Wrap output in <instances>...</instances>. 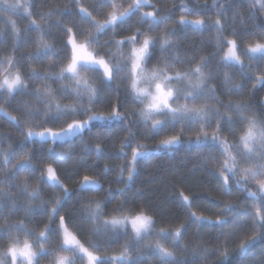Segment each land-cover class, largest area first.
<instances>
[{
  "label": "trees",
  "instance_id": "1",
  "mask_svg": "<svg viewBox=\"0 0 264 264\" xmlns=\"http://www.w3.org/2000/svg\"><path fill=\"white\" fill-rule=\"evenodd\" d=\"M25 2L26 0H20L21 4ZM129 2L130 0H110V4H120L122 7H127ZM254 2L255 0L251 2L250 0H216L213 4V0H150V4L156 7L146 6V8L157 11L161 18L168 16L167 20L150 24V19L146 18L145 23H138L142 13L139 10L127 24L116 29V40L133 35L137 28L157 39L168 35L166 29H175L174 34L169 35L172 41L171 47L161 52L159 44H156L151 50L153 54L147 64L149 69L157 64L163 66V58L167 57L172 62V67L168 69L169 73L187 72L200 62L201 57L207 58V66L202 69L207 77L205 91L214 89L216 98L202 99L198 104L204 102L213 108H218L221 114L234 121L230 126L234 132H230L227 125L222 130V135L230 144L238 143L242 122L234 109L229 110L223 105L229 102L233 105L237 102L247 104L249 109L245 114L255 115L264 121V85L256 83L257 78L264 77V59L257 55L250 60L244 53L248 44L264 43V10H261L259 5L252 7ZM27 3L31 5L29 9L32 13L31 19L41 25L45 33L44 40L54 47L52 51L40 50L37 55V41L41 34L34 30V26L29 27V18L23 8L17 11L4 10V6L0 4V59L15 55L20 61L19 68L28 86L27 92H18L10 100L4 94V98L0 99V106L22 124L26 119V109L23 107L25 103L43 111V106L30 93L37 88H44L45 85L53 89L55 100L61 105L79 103L74 97L68 98L70 92L59 91L61 87L71 88L66 85L65 79L36 80L31 78L28 69L35 68L45 74L51 68L53 72L58 73L60 67L67 63L65 56L68 50L64 48L67 35L64 26L73 27L77 32L81 27H90L80 18V6L87 8L96 19L101 21L105 19V14L112 10L108 5H100L98 0H27ZM182 5L189 11H182ZM50 11L62 15L41 19V14ZM181 15L187 20L203 19L206 26L198 28L193 24L181 25L179 23ZM10 19L16 22V27L20 30L19 38L12 31ZM217 19H220L223 25V31L220 33L213 26ZM218 36L222 39H235L238 42V52L244 60L243 67L240 64L222 63L227 46L223 45V50L217 48ZM112 39V32L107 31L100 35L99 46L94 45L93 48L101 54L108 48L115 52V44L106 45V42ZM29 54H31L30 59ZM225 73L230 77L227 84ZM87 77L100 89L96 102L91 106L94 111L107 116L112 104L119 98L122 104L120 111L127 116V120H94L73 138L52 142L37 138L25 139L28 128H33L35 132L45 128H66L73 120H85L87 116L76 115L55 119L56 113L53 109L52 118L47 123L43 122L42 117L31 120L24 126L22 133L14 120L0 112V179H8L6 173H16L14 178L9 179V183H0V191L11 194L10 197L0 198V225L22 221L29 230H35L38 234L49 223L47 210L42 206L41 200H30L27 194L12 186L27 180L32 187L39 186L42 189L43 200H50L53 196L62 198L59 215L65 216L69 229L76 232L86 247L89 246L90 241L98 244V248L91 250L101 258L119 256L121 252L126 251L129 257L128 264H163L159 253L153 247L145 246L149 241L154 245L159 239L161 244L174 251L177 260L182 261V264H264V233L251 227L250 214L255 211L253 205L257 202L232 180L229 181L230 193L222 188L219 164L209 155L207 146L189 143L196 140L200 125L189 124L187 121H173L164 131L156 133L151 130L150 121H148L149 127H145L141 120L139 111L143 105L134 101L129 94L125 74L121 73L120 77L110 83H105L96 71H89ZM236 85H242L239 91L234 90ZM172 87L185 90L187 81H173ZM182 98L181 96L179 100ZM217 98L220 103L217 102ZM84 106H89L86 99ZM92 114V112L88 113V115ZM217 119L213 116L211 126H206L209 135L215 130ZM221 123L226 124V121ZM41 124L43 127L38 126ZM182 127L184 128L181 136L183 143L171 149L156 150L161 139L179 134ZM129 129L134 133L135 139L130 137ZM126 140L129 142L125 143ZM122 145H124L123 152ZM138 145H143L138 150L147 151L149 154L137 159L136 172L129 181L125 173L128 172L127 166L131 162L132 151ZM97 146L101 151H97ZM7 152H14L15 156L5 167L3 160ZM26 156L30 158L29 167L25 169L14 167ZM213 156L223 159L219 153H213ZM49 164L56 170L62 188L57 186L53 189L47 180L39 179L41 170ZM122 167L125 170L121 174ZM86 175L95 183H89L81 188L80 184ZM257 178L264 179V177ZM65 189L68 194H65ZM119 189H124L123 195ZM248 190L257 191L254 180L249 181ZM181 193L189 197V202L184 201ZM94 200L103 202L106 218L125 214L113 211L121 201H126L129 208L138 209L143 206L154 216L155 229L150 236L136 240L130 226L125 235L123 230L114 232L110 228L105 229L102 223H98L95 226L99 228V232L93 234L91 231L93 224L84 209ZM13 202L17 208L15 211ZM189 203L191 207L187 206ZM225 203L232 204L248 225L239 230L234 240L228 242L226 260L217 255L216 251L217 249L223 251L225 235L229 232L234 219L231 212L224 211ZM24 206H30L33 211L25 212ZM51 207L52 204H49L48 208ZM190 213L195 215L190 216ZM221 213L227 218L223 228L210 223ZM197 216L209 219L197 221ZM55 223L59 224L58 216L55 218ZM161 228L168 231L181 228L182 246L174 247L171 238L167 235L158 237L156 231ZM15 234L21 240L25 238L23 232ZM0 235L4 236V239H0V248H3L7 244V234ZM253 238L255 243L244 253H240L238 248L240 241ZM30 239L34 245L37 243L34 237ZM48 247H58L55 236L52 237V243Z\"/></svg>",
  "mask_w": 264,
  "mask_h": 264
},
{
  "label": "snow or ice",
  "instance_id": "2",
  "mask_svg": "<svg viewBox=\"0 0 264 264\" xmlns=\"http://www.w3.org/2000/svg\"><path fill=\"white\" fill-rule=\"evenodd\" d=\"M216 0H213L215 4ZM251 2V0H250ZM100 5H108L112 8L111 11L105 14L103 21L96 19L92 12H89L87 8L80 6V18L82 21H86L90 26L89 28H79L78 32L73 30V27L64 26V31L67 35V41L64 48L68 50L65 59L67 63H64L58 73L52 71L49 68L45 74L38 72L35 68H29L31 78L36 80H49L55 78L56 80L63 81L69 79L73 81V85L70 89L61 87L59 91L70 92L68 98L74 97L79 103L77 104H65L61 105L55 100V92L50 86L45 85L44 88H37L33 90L30 95L34 96L36 100L43 106V111L35 109L31 105L25 103L23 105L26 109V119L23 124L15 117H11L9 113L0 106V112L9 119L16 122L17 127L21 129L23 133L24 126L29 121L43 118V122L47 123L52 118L53 109L55 110V119L62 117L86 115L85 120H73L67 124L66 128H61L59 131H54L51 128H45L43 131L35 132L33 128L29 127L25 139H29L33 136H39L45 138L50 136L53 140L59 138L64 139L66 137L74 135L76 132L88 127L90 122L94 120H118L125 121L127 116L123 115L120 111L122 104L117 98V102L112 104L111 111L104 116L96 113L91 107L97 100L100 89L89 80V78L82 74L81 69L84 71H96L99 72L101 79L105 83H110L120 77L123 73L127 77L128 91L132 99L139 102L143 107L139 111V116L144 122L145 127H149L148 121H151L150 128L156 133L164 131L167 126L173 122L187 121L189 124H199V133L195 141H189V143L202 144L207 146L209 155L219 164V176L222 178V188L231 192L229 181L232 180L238 185L241 190L247 192L249 197L257 203H254L253 207L255 211L250 214L253 230H259L264 233V179H257V177H264V121L255 115H246L245 113L249 109V105L237 102L235 105L229 102L223 105L229 110H235L239 120L242 122V130L239 134L238 143L230 144L228 139L222 135L223 128L229 126V131L234 132V129L230 127L234 124V121L230 117H226L219 112L218 108H213L207 103L198 104V101L208 98H216L214 89H208L205 91L206 75L203 72V68L207 66V58L201 57L200 62L195 67L191 68L187 72L176 71L174 74L169 73L168 69L172 67V62L167 57L163 58V66L157 64L153 68L149 69L147 64L152 57V49L156 44H159L160 51L165 52L172 46V41L169 39V35L174 34L175 29H166L168 35L154 38L151 35L141 32L139 28L131 36L124 37L120 40L115 39L116 29L127 24L139 10L144 6H151L155 8V5L150 4V0H133V3L129 4L127 9L115 4H110V0H98ZM0 4L4 6V10L17 11L23 8L25 15L29 18V27L34 26V30L40 32V39L37 41V55L40 50L52 51L53 45L47 43L44 40V29L35 20L31 19V11L29 10L31 5L27 3L21 4L20 0H0ZM259 5L261 10H264V0H255L252 7ZM182 11H189L186 6L182 5ZM54 15H62L59 12L50 11L47 14H41V19L51 17ZM146 18H150L149 22L156 23L157 21L167 20L169 17H159L157 11L140 13L138 23H145ZM12 26V31L19 38L20 30L16 27L14 20H9ZM181 25L193 24L196 27H203L205 21L203 19H195L189 21L184 15L179 18ZM217 32L223 31V25L220 19H217L213 25ZM94 30L91 31V30ZM151 30V28L149 29ZM111 31L113 39L108 43H113L116 46L117 51L113 52L111 48H108L103 54L93 46H99V37L101 34ZM235 35V32H233ZM83 37V39H80ZM227 46V51L224 52L222 57V63L227 65L228 62H235L241 64L240 55L238 54L239 44L235 39H222L217 37V48L223 50V45ZM130 45V50L125 53L124 47ZM245 55H248L249 59L255 58L257 55L261 59H264V43L256 42L255 44H248L244 49ZM31 54H29V59ZM20 61L15 55H10L0 59V66L6 64V68L0 70V99L4 98V94L7 93V97L10 100L18 92H27L28 86L25 84L24 74L19 68ZM230 77L225 73V83L227 84ZM173 81H187V87L185 90L172 87ZM257 84L264 85V77L257 78ZM242 85H236V91H239ZM183 97L184 103H179L180 97ZM87 100L88 107L84 106V100ZM217 102L220 101L217 98ZM92 112V115H88ZM163 115L167 117L166 120L155 119L156 116ZM215 116L217 119L215 130L209 135L206 131V126H211V121ZM221 121H226L221 123ZM43 127V125H38ZM184 128H181V132L176 135L167 136L159 141L156 146V150L171 149L175 145L183 143L181 136L183 135ZM129 135L132 139H135L134 133L129 129ZM129 141H125L128 143ZM124 145L121 146L123 152ZM143 145H138L132 151L131 164L127 166L128 178H133V173L136 168L137 157L146 156L147 152L139 151L138 148H142ZM237 149V151H233ZM97 151H101L97 146ZM213 153H219L223 159L213 156ZM15 156L14 152L4 154L3 164L5 167L11 163L12 157ZM207 163V161H205ZM243 164L250 165L243 167ZM30 166V158L27 156L23 161H18L17 165L19 169H25ZM125 168H121V174ZM8 179H0V183L7 184L9 179L14 178L16 173H6ZM41 181L47 180L50 182V186L55 189L57 186L63 187L60 180L57 177L56 170L51 164L41 170ZM251 180H255L257 184V191H249L248 183ZM89 183H95L89 176L83 177L80 187L83 188ZM127 183V181H125ZM17 187L23 193L28 195L30 200L40 199L42 206L47 210V216L49 223L45 225L44 229L38 234L35 230H29L27 226L21 221L15 224L5 223L0 225V234H7V244L3 248H0V264H39V258L43 255L53 256L51 264H76L75 258H79L82 262L86 259L87 264H128L127 252H121L119 256H112L111 258H101L97 256L91 249L98 248V244H94L91 241L89 246L86 247L84 243L78 238L76 232L69 229L66 223L65 216L59 215L62 207V198L53 196L50 200H43L41 197L42 189L32 187L27 180L22 181L18 185H12ZM65 194L67 190L65 189ZM110 191V190H109ZM121 195H123L124 189H119ZM11 194L0 191V198L10 197ZM181 196L185 201L189 198L181 193ZM52 204L49 209L48 205ZM94 205V206H93ZM191 207L189 203L187 205ZM13 210H17L15 202H13ZM88 213V219L93 224L91 231L93 234L99 232V228L95 225L102 223L105 229H112L114 232L123 230L127 235L129 226L134 234L136 240H141L145 236H150L155 229L154 216L149 214L147 208L141 206L138 209L127 207L126 201H121L119 206L114 208V212L125 213L124 215H113L110 218L105 217L104 207L102 201H90L84 209ZM24 211L31 213L33 209L30 206H24ZM224 211L231 212L234 216L232 226L229 232L225 235V244L223 251L217 249V255L222 256L225 260L228 258V242L234 240L237 233L241 228H245L248 225L245 224L243 218L240 216L233 205L230 203L224 204ZM195 215L194 213H190ZM59 217V224L56 225L55 218ZM103 218V219H102ZM208 217L197 216V221L208 220ZM227 222V218L223 216V213L218 215L214 221L210 223L219 225L221 228ZM23 232L25 238L20 239L15 233ZM158 237L167 235L171 238L173 246H182L181 241L183 239V233L181 228H176L172 232H168L166 229H159L156 231ZM55 236L58 240V247L49 248L48 245L52 243V237ZM30 237H34L39 246L36 247ZM0 239H4L3 235H0ZM255 243V238L251 240H241L239 243V252L244 253L247 249ZM146 247H153L157 251L162 259L163 264H182V261L177 260L174 251L165 247L157 239L155 244L151 242L145 245ZM68 252L72 255H61L59 253Z\"/></svg>",
  "mask_w": 264,
  "mask_h": 264
},
{
  "label": "rangeland",
  "instance_id": "3",
  "mask_svg": "<svg viewBox=\"0 0 264 264\" xmlns=\"http://www.w3.org/2000/svg\"><path fill=\"white\" fill-rule=\"evenodd\" d=\"M131 3H133V0H130V2H129V4H131ZM129 4H128V6H129ZM115 5H117V6H120V4H115ZM128 6L127 7H123L124 9H127L128 8ZM141 12L143 13V12H153V10H150V9H147L146 8V6H144V7H142L141 9ZM150 19V18H149ZM189 21H192V20H189ZM195 26V25H194ZM130 45H126L125 47H124V52L125 53H127L129 50H130ZM117 51V49H115V52ZM226 51H227V49H226ZM238 54H239V52H238ZM240 55V54H239ZM240 61H241V63L243 64V62H244V60H243V58L240 56ZM228 63H233V64H237V63H235V62H228ZM241 65V64H240ZM7 67V65L6 64H4V65H2V66H0V70H2V68H6ZM81 72H82V74H84V75H86V76H88V72L89 71H84L83 69H81ZM260 78V77H259ZM65 83H66V85H68L69 87H72V85H73V81H71V80H69V79H65V81H64ZM6 95H7V93H5ZM179 103H184V100H183V98L181 99V100H179ZM204 103V102H203ZM202 103V104H203ZM11 116V115H10ZM11 117H13V116H11ZM166 118L167 117H165V116H163V115H159V116H156L155 117V119H159V120H166ZM150 123H151V121H150ZM54 131H59L60 129H53ZM43 131V130H42ZM82 131V130H81ZM81 131H78V132H76L74 135H72V136H69V137H66V138H64V139H59V138H57V139H55V140H53L50 136H46L45 138H40L39 136H33V137H31V138H29V139H33V138H37V139H40V140H51L52 142H57V141H63V140H67V139H71V138H73L74 136H76L79 132H81ZM38 132H40V131H38ZM139 151H142V152H147V151H143V150H139ZM8 153V152H7ZM148 153V152H147ZM149 154V153H148ZM147 154V155H148ZM140 157H143V156H140ZM140 157H137V159L138 158H140ZM130 164H131V162H130ZM54 168V167H53ZM136 168H137V166H136ZM136 168H135V172H136ZM135 172L133 173V175L135 174ZM57 174V173H56ZM126 174V176L128 177V172H126L125 173ZM58 177V176H57ZM59 179V178H58ZM257 179H260V178H257ZM262 179V178H261ZM128 180H129V178H128ZM129 181H131V180H129ZM254 182H256L255 180H254ZM50 183V182H49ZM68 194V193H67ZM189 198V197H188ZM185 201V200H184ZM186 202H189V200L188 201H186ZM119 216V215H118ZM181 231H182V229H181ZM168 232H172V231H168ZM149 242H151V241H149ZM37 244V245H36ZM35 244V246L36 247H38L39 246V244H38V242ZM59 254H61V255H72L71 253H68V252H62V253H59ZM97 255V254H96ZM52 260H53V256H51V255H43V256H41L40 258H39V264H51V262H52ZM75 260H76V264H87V260L85 259L83 262L79 259V258H75Z\"/></svg>",
  "mask_w": 264,
  "mask_h": 264
}]
</instances>
